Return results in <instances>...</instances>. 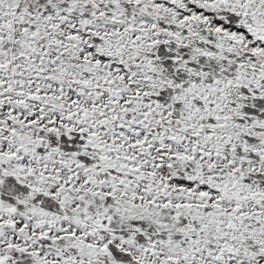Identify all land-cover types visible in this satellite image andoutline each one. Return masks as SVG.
<instances>
[{"label": "snow or ice", "instance_id": "6c2138e0", "mask_svg": "<svg viewBox=\"0 0 264 264\" xmlns=\"http://www.w3.org/2000/svg\"><path fill=\"white\" fill-rule=\"evenodd\" d=\"M0 264H264V0H0Z\"/></svg>", "mask_w": 264, "mask_h": 264}]
</instances>
